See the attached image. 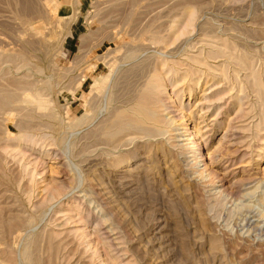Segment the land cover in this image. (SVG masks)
Segmentation results:
<instances>
[{"label": "rangeland", "instance_id": "obj_1", "mask_svg": "<svg viewBox=\"0 0 264 264\" xmlns=\"http://www.w3.org/2000/svg\"><path fill=\"white\" fill-rule=\"evenodd\" d=\"M0 264H264V0H0Z\"/></svg>", "mask_w": 264, "mask_h": 264}, {"label": "bare ground", "instance_id": "obj_2", "mask_svg": "<svg viewBox=\"0 0 264 264\" xmlns=\"http://www.w3.org/2000/svg\"><path fill=\"white\" fill-rule=\"evenodd\" d=\"M160 86L161 84L159 83L157 76L153 74L151 79L147 82L140 100L137 101L136 105L133 107L132 114L119 115V117H117L114 121V125H118V129L115 132H120L126 127L136 129L148 136L160 135L165 132L162 126H164L165 123L170 125L173 120L170 117L161 120L155 110V97L160 89ZM144 97H146V100ZM147 122L153 125L152 128L145 125ZM192 134L195 135L196 132L194 131ZM190 140L195 146H198L199 143H197L194 139L190 138ZM197 149L200 150L201 148L198 146Z\"/></svg>", "mask_w": 264, "mask_h": 264}]
</instances>
